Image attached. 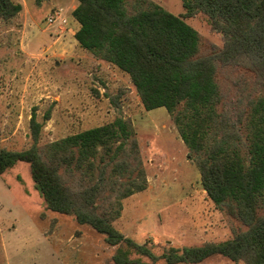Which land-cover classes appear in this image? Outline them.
Wrapping results in <instances>:
<instances>
[{"label": "trees", "instance_id": "obj_1", "mask_svg": "<svg viewBox=\"0 0 264 264\" xmlns=\"http://www.w3.org/2000/svg\"><path fill=\"white\" fill-rule=\"evenodd\" d=\"M182 1L185 13L175 15L153 0H79L74 36L130 75L147 110L167 109L232 237L157 255L114 225L123 199L147 188L136 130L123 116L44 145L42 124L33 117L30 147L0 146V174L28 163L47 208L104 235L116 247L114 264H142L132 254L168 264L217 255L264 264V0ZM21 10L20 2L0 0L6 21ZM198 13L223 34V46L205 50L202 34L185 20ZM229 65L250 75L241 78L235 97L218 75Z\"/></svg>", "mask_w": 264, "mask_h": 264}, {"label": "rangeland", "instance_id": "obj_2", "mask_svg": "<svg viewBox=\"0 0 264 264\" xmlns=\"http://www.w3.org/2000/svg\"><path fill=\"white\" fill-rule=\"evenodd\" d=\"M15 1L22 10L9 21L0 17V146L30 147L33 117L42 124L44 145L123 116L136 130L147 188L123 199L114 225L157 255L232 237L228 217L203 188L167 109L147 110L128 73L76 41L72 12L79 0ZM153 1L175 15L185 13L182 0ZM59 8L67 23L49 24L48 15ZM185 20L202 34L205 50L223 46V34L205 14ZM218 75L233 97L241 92V78L250 76L230 65ZM115 250L89 225L48 209L28 163L0 174V264H114ZM132 257L142 264H168L163 258ZM194 264L245 263L217 255Z\"/></svg>", "mask_w": 264, "mask_h": 264}, {"label": "built area", "instance_id": "obj_3", "mask_svg": "<svg viewBox=\"0 0 264 264\" xmlns=\"http://www.w3.org/2000/svg\"><path fill=\"white\" fill-rule=\"evenodd\" d=\"M47 21L49 24H53L57 21H61L62 23H67V18L64 16L62 8L53 10L47 17Z\"/></svg>", "mask_w": 264, "mask_h": 264}, {"label": "crops", "instance_id": "obj_4", "mask_svg": "<svg viewBox=\"0 0 264 264\" xmlns=\"http://www.w3.org/2000/svg\"><path fill=\"white\" fill-rule=\"evenodd\" d=\"M78 26H79V24H77V27L76 28H78Z\"/></svg>", "mask_w": 264, "mask_h": 264}]
</instances>
